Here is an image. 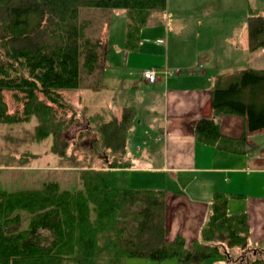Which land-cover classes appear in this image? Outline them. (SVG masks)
I'll list each match as a JSON object with an SVG mask.
<instances>
[{
    "label": "trees",
    "instance_id": "16d2710c",
    "mask_svg": "<svg viewBox=\"0 0 264 264\" xmlns=\"http://www.w3.org/2000/svg\"><path fill=\"white\" fill-rule=\"evenodd\" d=\"M165 6L166 0H0V120L8 118L2 92L21 94L23 113L37 119L35 138L52 136L60 166L78 167L79 160L68 157L67 143L60 140L74 119H59L52 106L71 111L61 92L99 86L94 76L102 47L93 21L87 31L91 20L85 12L124 9V47L134 50L141 29ZM246 31L248 50H264L261 10L248 8ZM222 80L216 79L210 93L214 117L197 120L193 135L201 144L242 154L245 136H223L215 118L240 115L248 131L264 129V69L240 70L225 86ZM88 121L93 125L86 133L96 134L94 151L111 156L100 169L80 170L76 190L61 189L55 181L15 192L0 188V264H124L131 258L203 264L225 258L230 249L247 248L246 214L229 213L230 197L221 193L211 196L197 239L167 241L164 191L110 184L112 169L130 166L126 150L134 108H123L118 118L97 112ZM21 213L28 215L25 227ZM248 264H264V258Z\"/></svg>",
    "mask_w": 264,
    "mask_h": 264
},
{
    "label": "crops",
    "instance_id": "0c3cea01",
    "mask_svg": "<svg viewBox=\"0 0 264 264\" xmlns=\"http://www.w3.org/2000/svg\"><path fill=\"white\" fill-rule=\"evenodd\" d=\"M257 1L219 0L221 9L197 10L193 0H166L164 13L152 15L141 29L134 50L124 47L126 21L116 24V11H112L104 26L101 77H114L115 82L110 80L113 89L109 90H116L115 85L125 89V78L132 77L130 88L137 89L136 95L123 96L121 110L100 108L89 113L82 104L85 89L60 93L70 108L76 112L81 109L86 115L105 111L118 118L123 108H134L135 123L130 133L140 142L130 152L126 150L130 166L112 169L110 181L113 174L122 173L126 174L128 187H134L130 189L164 191L167 241L177 236L186 242L197 239L215 193L230 197L229 213L246 214L250 229L247 248L230 249L225 258L203 264H248L258 257L264 258V129L248 131L245 118L240 115L216 116L223 136H245L242 154L201 144L193 135L197 120L214 117L209 100L216 79L223 78L221 84L225 86L240 70L264 69V50L250 52L247 47L248 8L264 13V4ZM151 67L179 72L159 76L150 84L141 77V71ZM116 72L120 76L110 74ZM3 93L22 105L21 94ZM56 109L62 116L71 114L69 109ZM6 115V120H0V134L19 125H29L32 130L36 124L33 119L26 121L24 113ZM27 136L20 137L18 150L31 154L28 165H1L11 148L0 149V188L6 192L40 188L54 181L50 178L53 171L72 170L58 167L54 154L47 148L49 143L39 150L48 138L31 142ZM4 138L5 135L0 136V140ZM113 187L123 189L119 185Z\"/></svg>",
    "mask_w": 264,
    "mask_h": 264
},
{
    "label": "rangeland",
    "instance_id": "374dc122",
    "mask_svg": "<svg viewBox=\"0 0 264 264\" xmlns=\"http://www.w3.org/2000/svg\"><path fill=\"white\" fill-rule=\"evenodd\" d=\"M215 1V2H214ZM173 2V1H172ZM258 3L264 4V0H258ZM171 3V2H170ZM193 5L197 10H216L221 9L218 7L219 0H193ZM112 11H116V24H118L120 21H126V11L124 9H111V10H104V11H89L85 12V18L91 20L87 31L91 32V29L93 27L92 21L96 27V36H99L101 47L103 48V42H104V26L106 24V20L109 18V14ZM95 19V20H94ZM146 29V28H145ZM147 60H143L145 63ZM101 64V62H100ZM122 73L123 71L120 70ZM111 75H119V73H110ZM126 75L125 73H123ZM103 75V68L102 64L100 65L98 75L94 76V82L97 81V83L100 85L97 87V89H85L82 96V104H84L87 107V112H94L96 110H99L100 108H108L109 110H121V107L123 105V96L125 97H134L136 95L137 89H133L131 86V82H133L132 77L125 78V89L120 90L119 85L116 86V90H109L113 89V86L110 84V80L112 82L114 81V77H109L108 74L104 77H101ZM119 82V81H118ZM122 83V82H121ZM105 86L108 87V90H105ZM115 88V87H114ZM123 88V87H122ZM101 89V90H99ZM3 95V101L6 105V114L7 113H17L18 115H21L24 111V103L18 104L16 101L13 100V98L7 93L6 95L2 92ZM62 97V96H61ZM63 102H65L63 100ZM66 103V102H65ZM67 104V103H66ZM54 110L57 111L54 106H52ZM140 109V108H138ZM75 110V109H74ZM71 110V114L66 117L62 116L61 114H58L57 111V117L59 119L68 121L73 117L74 121L69 123L67 130L64 131L62 134V137H60V140H63L67 143V155L68 157H77L79 160L78 167H71L66 165V168H72L69 172H59V170L53 171L50 176V178H54L52 180L57 181L60 185L61 189L64 190H70L77 189L79 187L78 183V176L79 171L82 169H100L103 166H105V163L107 162V158H109L111 155L107 152L101 151L100 149H96L94 151L95 142H96V134L94 132L86 133V129L88 127H92L93 124H91L90 121H88V117L93 115L87 116L86 114H83L81 109H77V112L80 114L78 115L76 110ZM73 112H75L73 114ZM139 112V110H138ZM85 113V112H84ZM138 115V113H137ZM26 121H29L31 119L36 122L35 126L31 130L29 125L24 126H15L13 128H9L7 131L3 130L0 134L1 138H5L0 140V149L11 148V150L7 153L8 156H5L2 161L1 165H28L30 163V160L33 158L30 153L28 152H19V143L21 142L20 137H24V135H28V139L31 142H39L41 140H37L34 136L35 127L37 125V119L34 115L27 116ZM25 127V128H24ZM29 128V130H27ZM6 131V132H5ZM48 139L45 142H42L39 145V150L42 151V149L46 148L48 145V149L52 152L51 146L53 144L52 136H48ZM129 141L127 143V150L130 152V149L135 147L137 143L140 142L139 139L135 138L134 133H130L128 137ZM3 141V142H2ZM3 143H6V146H4ZM93 147V148H92ZM16 148V150H15ZM53 153V152H52ZM54 154V153H53ZM55 159L57 160L58 167H64L60 166L58 157L54 154ZM157 157V155H156ZM23 158L24 162H21ZM111 186L119 185L123 188H134L128 187L127 185V179L126 174H113V177L110 181ZM112 186V187H113ZM151 185H148V187ZM26 190V189H23ZM18 191V190H17ZM22 215V227L26 226L28 215L25 213H21ZM237 258L236 260H238ZM215 260L208 259L205 261V263H214ZM124 264H175L174 259L165 260V261H152L147 259H138V258H131L127 259ZM234 264H239L237 262H234Z\"/></svg>",
    "mask_w": 264,
    "mask_h": 264
},
{
    "label": "built area",
    "instance_id": "2783aa9c",
    "mask_svg": "<svg viewBox=\"0 0 264 264\" xmlns=\"http://www.w3.org/2000/svg\"><path fill=\"white\" fill-rule=\"evenodd\" d=\"M156 43L162 44V41H156ZM178 70H169V69H159L156 67H151L148 69H144L141 72V77L146 81L147 83H155L159 76L162 77H169L175 73H178Z\"/></svg>",
    "mask_w": 264,
    "mask_h": 264
}]
</instances>
